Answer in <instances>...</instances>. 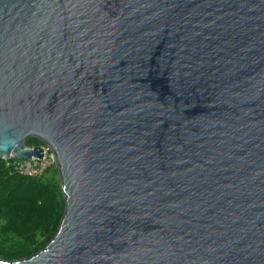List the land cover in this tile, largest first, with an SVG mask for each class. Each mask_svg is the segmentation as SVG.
<instances>
[{
	"label": "water",
	"instance_id": "95a60500",
	"mask_svg": "<svg viewBox=\"0 0 264 264\" xmlns=\"http://www.w3.org/2000/svg\"><path fill=\"white\" fill-rule=\"evenodd\" d=\"M30 137L65 215L0 264H264V0H0V157Z\"/></svg>",
	"mask_w": 264,
	"mask_h": 264
},
{
	"label": "trees",
	"instance_id": "16d2710c",
	"mask_svg": "<svg viewBox=\"0 0 264 264\" xmlns=\"http://www.w3.org/2000/svg\"><path fill=\"white\" fill-rule=\"evenodd\" d=\"M42 144L36 137L27 139L29 147ZM45 173L21 175L10 166V160L0 157V259L34 256L58 233L66 209L62 182L58 169L54 179L46 178Z\"/></svg>",
	"mask_w": 264,
	"mask_h": 264
},
{
	"label": "built area",
	"instance_id": "2783aa9c",
	"mask_svg": "<svg viewBox=\"0 0 264 264\" xmlns=\"http://www.w3.org/2000/svg\"><path fill=\"white\" fill-rule=\"evenodd\" d=\"M44 150L42 158H31L27 160L10 159V166L19 174L30 177L43 175L47 169L56 164V157L52 148L46 144L40 145Z\"/></svg>",
	"mask_w": 264,
	"mask_h": 264
},
{
	"label": "rangeland",
	"instance_id": "374dc122",
	"mask_svg": "<svg viewBox=\"0 0 264 264\" xmlns=\"http://www.w3.org/2000/svg\"><path fill=\"white\" fill-rule=\"evenodd\" d=\"M56 173H57V166L55 164L54 167H52L49 171L45 173V177L48 179H54L56 177Z\"/></svg>",
	"mask_w": 264,
	"mask_h": 264
}]
</instances>
